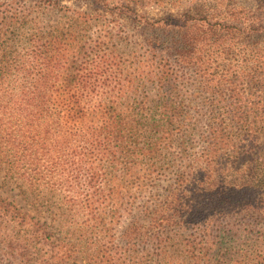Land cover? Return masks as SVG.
I'll use <instances>...</instances> for the list:
<instances>
[{
  "label": "trees",
  "instance_id": "obj_1",
  "mask_svg": "<svg viewBox=\"0 0 264 264\" xmlns=\"http://www.w3.org/2000/svg\"><path fill=\"white\" fill-rule=\"evenodd\" d=\"M41 1L49 2L48 9L55 6L52 0ZM106 2L93 0L91 5L101 11L119 8ZM191 3L193 7L195 1ZM254 3L255 10L243 13L245 20L237 15L232 20L225 13L217 15L216 24L220 28L208 31L203 44L206 51L214 50L208 67L201 65L206 51L195 59L190 55L183 57L184 63L195 62L196 69L204 72L208 80L211 76L218 77L215 86L219 90L227 88L232 93L238 89L237 80L229 72L232 68L226 63L229 58L238 61L242 58L237 57L234 29L264 33V0H254ZM207 7H194L184 16L190 22L203 20L205 26L211 27L213 19L197 17L206 13ZM193 11L196 14L193 15ZM72 14L79 15L77 21L83 24L91 21L88 12L72 11ZM95 16H103V12ZM19 18L10 8L2 10L0 7V173L4 172L9 180L30 184L37 196L52 195L51 199H55L51 205L54 224L36 221L19 204L0 195V241L7 243L4 254L9 257V264L31 261L58 264L57 256L61 253L66 256L63 249L67 237L58 239L54 229L57 231L64 222L78 223L77 218L96 227L93 221L97 220L98 204L105 199L81 188L85 184L92 189L93 183L97 189L102 188L91 175L93 165L98 166L100 162V166L107 168L106 164H113L121 156L134 157L138 155L136 150L145 148L138 147L139 135L133 131V124L118 116V101L131 93L134 85L131 80L127 83L121 80L124 59L111 41H107L111 40L108 33L88 38L80 47L82 45H76L73 19L72 25L63 29L65 31L53 29L54 32L47 33L45 28L38 29L30 34L34 39L33 49L28 50L25 45L18 53L12 49L21 43V37L23 42L24 36L18 37L10 30L19 31L28 24H37L33 19ZM229 21L232 24H226ZM39 35H42L41 43L36 48ZM249 48L255 47L249 46L243 58L248 60L247 56L262 66L246 74L245 87L240 88L249 92L250 97L241 100L244 94H240L233 101L235 95L232 93L229 98L217 101V108L223 109L225 116L212 118L207 124V135L203 137L207 143L205 168L190 170L189 175L177 174L174 189L152 204L146 202L137 215L132 214L130 226L122 234L125 261L133 260L134 255L139 258L134 248L143 237L150 238L151 232L162 234L177 226L224 227L230 221L264 219V61L257 57L260 53L256 49ZM259 50L262 52V48ZM157 74L160 75V89L167 88L171 82L169 68L159 69ZM229 74L232 82L222 80L221 77H229ZM169 100L162 98L160 121L170 122L168 127L180 126L173 114L179 113V107L173 108ZM230 123L237 128L233 138L227 131ZM192 172L195 176L187 179ZM157 238L162 250L163 240ZM58 240L64 241L58 244ZM144 243L142 241L141 245ZM206 246L203 245L198 254L197 264H214L211 259L204 258ZM77 253L73 250V254Z\"/></svg>",
  "mask_w": 264,
  "mask_h": 264
},
{
  "label": "rangeland",
  "instance_id": "obj_2",
  "mask_svg": "<svg viewBox=\"0 0 264 264\" xmlns=\"http://www.w3.org/2000/svg\"><path fill=\"white\" fill-rule=\"evenodd\" d=\"M52 1L55 6L48 9V1L0 0L2 10L10 8L12 13L21 17L20 20L33 19L37 23L28 24L19 31L10 30L18 37L24 36L23 42L21 37V43L15 45L12 50L19 53L25 45L28 50L33 49L31 46L34 39L30 34L41 28H45L44 32L47 33L57 29L65 31L72 25L73 19L72 28L74 27L77 42L75 43L82 45L80 47H83L88 38L108 33L111 40L107 41H111L118 55L124 59L121 80L124 83L131 80L134 85L131 93L118 101V116L133 124V131L139 135L137 145L145 148L142 151L136 150L138 155L134 157L121 156L113 164H106L107 168L100 166V162L99 167L93 165L91 175L97 180L95 182L101 183L102 188L97 189L95 183L92 189L85 184L81 188L99 199H105L102 204H98L97 220L93 221L96 222L93 223L96 227H92L91 223H83L84 219L77 218L78 223L64 222L57 227V231L54 229L53 233L58 239L67 237L63 249L66 256L62 253L57 256L58 264H197L198 254L205 244L208 249L203 251L204 258L211 259L214 264H264V219L261 218L230 221L231 223L224 224V227L177 226L162 234L151 232L148 234L150 238L143 237L137 243L134 249L139 253V258L134 255L133 260L128 258L125 261L122 239L123 232L132 221V214L137 215L146 202L152 204L156 198L165 196L169 190L174 189L177 174L189 175L190 170L196 168L193 170L195 172L200 167L205 168L204 150L207 143L203 137L207 135V124L212 118L225 116L222 114L223 109L217 108V101L229 98L232 93L235 95L232 97L233 101L240 97V94H244L241 100L250 97L249 92L241 90L245 87L244 78L247 77L246 74H251L262 66L257 61H250L247 56L248 60L243 57L246 49L253 45L255 48L249 49H256L255 51L260 53L257 57L261 62L264 61V33L249 32L246 28L234 29L232 35L235 37L237 57L243 59L238 61L229 58L226 61L227 66L232 68L230 74L238 84L237 91L233 90L232 93L227 88H216L218 77L211 76V80H208L204 72L196 69L198 65H195V62L189 60L184 63L183 57L190 55L195 59L197 55L203 56L206 51L203 44L208 38L206 34L208 31L212 32V28H220L216 24L217 15L225 13L230 20L237 15L245 20L243 13L246 10H255L254 0H107L105 4L119 6L113 11L109 8L104 11L96 10L95 6L91 5L93 0ZM191 1H195L193 7ZM205 5L209 6L207 12L197 17L213 19L211 27L205 26L203 20L190 22L184 16L190 13L192 8ZM72 11L90 13L91 21L86 24L77 21L79 15L72 14ZM102 12L103 16H95ZM194 14L196 12L193 11ZM222 19L223 16L220 20ZM42 35L36 39V48L41 43ZM194 40L197 42L192 44ZM259 48H262V52ZM213 52V49L206 51V57L201 62L203 67H208L214 57ZM167 68L171 74V82L167 88L161 90L158 84L160 75L157 73L159 69ZM230 74L229 77H221L222 80L232 82ZM163 97L170 99L169 105L173 108L179 107V113L173 114H176V123H180L181 127L178 124L168 127L167 123L170 122L163 124L160 121L159 110ZM227 127L228 133H231L230 137L233 138L237 128L231 123ZM193 172L187 179L195 176ZM6 178L5 173L1 172L0 195L19 204L36 221L54 224L51 220V205L55 202V199H51L52 195L37 196L36 192H32L30 184ZM81 179L85 180L83 176ZM157 237L163 240V255L158 245L160 239ZM62 241L64 240H58L57 243ZM142 241H145L143 245ZM6 245L7 243L0 241V264H9V257L4 254ZM73 250L78 253L73 254ZM46 256L47 254L44 255ZM29 264H36V261Z\"/></svg>",
  "mask_w": 264,
  "mask_h": 264
}]
</instances>
